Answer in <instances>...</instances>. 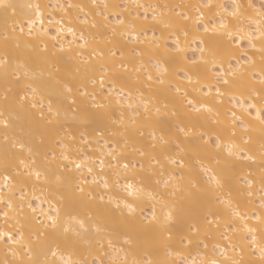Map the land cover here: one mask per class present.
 I'll return each instance as SVG.
<instances>
[{
	"label": "snow or ice",
	"instance_id": "1",
	"mask_svg": "<svg viewBox=\"0 0 264 264\" xmlns=\"http://www.w3.org/2000/svg\"><path fill=\"white\" fill-rule=\"evenodd\" d=\"M93 6L100 7L95 0ZM28 7L35 10L28 23V58L14 64L16 57L8 42L18 39L15 26L3 37L0 74L5 108L0 111V126L11 128L5 112L19 110L36 125L37 134L27 146V162L19 158L25 144L3 136L2 187L8 194L0 191L2 215L7 218L16 211L13 197L20 183H13L16 177H34L35 182L49 185L51 175L55 187L44 196L42 203L47 202L48 210L40 208L43 219L36 218L38 227L28 236L24 225L16 232L0 231V241L14 257L9 264H264V196L259 212L242 214L233 208L232 222L223 221L224 231H220L222 220L218 216L220 205L231 208L232 203L223 199V190L241 191L235 184L238 168L244 162H257L252 149L257 131L264 192V9L257 13L259 19L247 18L255 27L246 30L241 27L243 6L236 0L230 12L214 0L164 5L167 11L137 4L135 14L128 6L104 3L101 20L91 24L99 36L81 32L76 40L75 31L66 29L78 49H88L89 54L84 59L78 52L80 63L75 72L62 76L58 65L72 51L58 38L64 29L58 28L54 36H49L46 28L35 29L37 21L43 25L41 5ZM139 9H143L142 14ZM0 10L5 23L9 10L16 15L15 5L7 0H0ZM213 12L218 23L208 19ZM23 32L21 27L19 33ZM191 44L196 48L190 58L185 48ZM235 49L241 57L231 55ZM12 84L19 89L14 96L9 95ZM225 97L236 103L223 113L227 119L222 120L217 106ZM114 105L119 106L118 116ZM68 111L78 120L71 127L62 119ZM169 116L176 122L166 119ZM90 127L99 139L109 127L111 135L119 137L115 144L105 141L107 152L97 157L98 164L83 155V149L93 143ZM106 168L112 169L117 179L110 181ZM121 176L126 181L123 184ZM245 182L251 196L253 180ZM62 188L71 189V200ZM114 188L123 195L114 196ZM19 191L22 212L27 194L23 185ZM193 204L207 205L202 218L190 214ZM78 206L88 209L86 219H77L74 213ZM28 207L36 213L31 203ZM145 207H150L149 215H144ZM106 219L127 226V230L117 228L107 233L108 247L115 251L114 239L122 236L138 258L129 261L126 254L122 260L105 261L104 255L109 253L99 241L98 248L94 247L89 234L93 230L95 234L104 232ZM25 220L31 227V220ZM236 220L242 227L235 226ZM86 223L90 227H85ZM177 223L186 225L187 231H173ZM211 232H219L224 246L216 243L211 256L205 253L198 262L189 260L193 249L208 248L205 240ZM81 242L87 245L83 250ZM61 249L80 258L73 260L69 255L64 259ZM245 256L252 258L245 260Z\"/></svg>",
	"mask_w": 264,
	"mask_h": 264
},
{
	"label": "bare ground",
	"instance_id": "2",
	"mask_svg": "<svg viewBox=\"0 0 264 264\" xmlns=\"http://www.w3.org/2000/svg\"><path fill=\"white\" fill-rule=\"evenodd\" d=\"M253 0H236L237 3L241 4L242 11L244 12V16L241 18V27H244L246 30L249 28H254L255 25H250L248 21V17H252L253 19H259V16L257 15L258 12H260L262 9H264V0H256L258 1L259 5L262 4L263 8H259V6L253 4ZM8 3L15 5L16 9V15H11V10H9L7 23H5V14L3 10H0V55L3 54L4 50V34L6 31L10 32L11 27L15 26L17 28V37L16 40H10L8 42L9 49L13 53V55L16 57L14 60L15 63H22L25 59L28 58L30 53L29 48V42L30 37L28 36V23L29 18H34V8H29L28 5H41V11L43 13V25L40 24L39 21L35 24V29H41L46 28L48 31L49 36L57 35V29L62 28L64 31L60 34V37H58L62 43H64L65 48L68 49L71 47L72 51H69L64 56V60L62 63H60L58 66L60 67V74L63 75H71L75 72L76 67L79 65L80 61L77 60V53L79 52L80 55L83 56L84 59H87L89 50H79L76 43H73L74 37L66 31L67 28L71 27L75 33L76 37L75 39L78 40L81 32H83L86 36L89 35V33L97 34L99 36V33L96 29H93L91 27V24L93 21L99 22L101 20V13L104 11L103 4L108 3L111 4H120L121 6H128V10L135 14L137 11V4H144L156 6L158 11H167L163 6L164 5H177V4H188V3H199L200 0H95L96 4H99L100 7H94L93 6V0H7ZM71 3L74 5L72 8H68L67 5ZM215 4L222 5V10L232 11V5L233 0H214ZM75 5H79L80 7H75ZM251 6V7H249ZM80 8H83V11L80 10ZM119 11V9H117ZM140 13H143V9H139ZM151 10H149L148 15L151 16ZM208 19L213 23H218L219 18L214 16V12L210 13L208 16ZM88 21V23H85L84 21ZM57 21L60 23L58 24ZM150 26V25H149ZM23 27L24 32L23 34L19 33V29ZM159 31H157V35H159ZM149 35H151V32H149ZM102 38V37H100ZM181 40L183 41V37H181ZM189 41H191V37H189ZM17 43L20 45L19 48L16 47ZM171 43V41H169ZM246 46V42H245ZM49 47H51V44H49ZM196 48L195 44H191V46H188L185 48V54L191 58L190 53H193V49ZM197 56H199V52L196 53ZM231 55H234L236 57H241V52L239 49H235ZM241 64H243V60L241 59ZM233 65H235V61H233ZM225 67H228L227 62L225 63ZM38 71V69H36ZM211 75V74H209ZM11 91L9 92L10 96H14L15 93L19 90L15 84H12L9 86ZM23 87V85H21ZM5 93V85L2 78V74H0V111H4L5 104L3 100V96ZM230 97H225L224 102L222 105H218L219 111L221 113L220 119L226 120L227 118L224 117L223 113L230 107L233 106L235 101H232L230 103ZM47 103V102H45ZM115 108H117V111L115 113L116 116L119 115L118 107L114 105ZM73 112L68 111L66 114H62V119H64V123L66 127H71L78 123V120H74ZM5 116H8L13 126L7 130H5L2 126H0V145L3 144V136L7 134L9 137H13L20 142L25 144V150L23 153L20 154V159H25L27 162V146H29L33 140L36 137L37 134V127L36 125L28 120L24 113L22 111L16 110L13 111L9 109L5 112ZM115 118V117H114ZM166 119L172 120L173 123H175V119L171 116L166 117ZM92 127H96V125H93ZM92 127L88 129V132L91 133L89 135V139L93 141V143L89 146L83 149V155L84 156H90L91 159L97 160V157H100V154L102 152L106 153L107 148L104 147L105 141H109L111 144H115L116 141L119 139V137H113L111 135V128L104 130V138L99 139V136L96 132L92 131ZM211 127V126H206ZM218 129L222 128V126H217ZM259 132L257 131L254 134V139L256 143L253 144L252 149L254 153H257V162L256 164H252L251 162H244L242 165L238 168L236 178H235V184L238 189H240V192L233 191L229 193L228 189H224V195L223 199L225 200H231V208H229L226 205H220L218 208V216L222 220V225L220 231H224L223 227V221L232 222V215L231 211L232 209H236L240 211L242 214L248 213L251 214L252 211L259 212L260 208V198L261 196H264V192L261 191V184H260V168L259 165V158H258V150H259ZM99 139V143H96L95 141ZM213 141L215 140V135L212 134ZM239 142V141H237ZM174 147V146H173ZM130 151V150H129ZM107 163V160H106ZM249 165H251L249 167ZM99 170V169H97ZM21 172L24 171V169L21 167ZM53 171H55V167H53ZM86 172V169H85ZM107 172V178L110 181H114L117 179V177L114 175L112 169L106 168ZM249 172H251L253 175H249ZM4 174V167H3V153L0 151V191H2L6 196L8 194V189L3 188V180L2 176ZM12 175H15V172L12 173ZM54 177L50 175V184L45 185L43 184V181L37 183L35 182L34 177L31 180H28L25 176H19L16 177V180L13 181V183H16L19 181L20 183H17L15 192L16 195L13 197L14 206L16 207V211L10 212L9 216L5 218L2 215V212L4 211V205L0 204V231H11L16 232L17 229L21 227V225H24V232L25 236H28L30 231H34L38 224L36 223V218L43 219V217L40 216V208H44V210H48V204L47 202H43L44 196L47 195L50 191L53 190L55 187L51 184V180H53ZM91 179V177H89ZM120 183L123 184L126 181L121 176ZM206 179V178H205ZM246 179L253 180V187L251 189L252 195H247V185H246ZM26 181V182H25ZM23 185L25 192H26V199L22 202L23 204V211H20V205L21 202L19 201L18 197L20 195L19 188ZM61 191L63 192V195L68 199L71 200L73 197V192L71 189L62 188ZM123 195L122 192H119L118 189H113V195L117 194ZM36 197H40V199H36ZM31 203L34 207L37 208L36 213H32L30 208L28 207V204ZM213 210H217V208L214 207ZM88 212V209L84 206H78L76 209V212L74 213L77 216V219H86V213ZM207 212V205H195L193 204L191 206V212L190 214L193 216H199L202 218V216ZM150 214V207L144 208V215ZM25 217L29 218L31 220V227H29L28 223L25 220ZM211 218V217H210ZM67 219V217H65ZM252 221H249L251 223ZM201 223L203 224V221L201 219ZM105 231L101 232L100 234H95L94 230L89 234L92 240V244L94 247L98 248L97 241L102 243L104 245V249L109 255H104V259L106 262L110 261L111 259L115 258L117 260H122L125 255H128L129 261L135 257L138 258L139 254H133L129 251L128 246L124 244V237H120L118 240L114 239V248H109L107 245L108 235L107 233L119 228L120 230L124 231L127 230V226L121 223L118 220L113 219H106L104 221ZM235 226L237 228L242 227V223L239 220L235 221ZM78 227V225H77ZM85 227H90V223H86ZM206 227V225H205ZM178 229H181L183 232L187 231L186 225H181L180 223H177L173 231H176ZM238 236L245 235V233H238ZM204 238L203 236L201 237ZM205 242L208 244V248L204 249L203 246H201L200 249H193L191 251V255L188 257L189 260L195 259L197 262L200 260L202 256L207 253L208 256H211L213 254V246L216 243H220L221 247L224 246L223 242L219 240V232H211L208 234L207 239ZM87 245L83 244L81 242V249L83 250L86 248ZM19 249V246H17V250ZM123 249V250H121ZM64 259H68L69 255H71V258L73 260L79 259V255L76 253H71L69 251H63ZM217 250V255H218ZM231 254V253H230ZM85 256H87V253H84ZM95 255V253H93ZM163 253H161V256ZM185 255L187 256L188 253L185 252ZM51 258V257H49ZM89 260L92 259V256H87ZM252 257L245 256L244 259L248 260ZM14 259L12 255V251L9 250V248L5 247V244L3 241H0V264H9ZM59 259V257H57Z\"/></svg>",
	"mask_w": 264,
	"mask_h": 264
},
{
	"label": "rangeland",
	"instance_id": "3",
	"mask_svg": "<svg viewBox=\"0 0 264 264\" xmlns=\"http://www.w3.org/2000/svg\"><path fill=\"white\" fill-rule=\"evenodd\" d=\"M252 2H253V4L257 3V4H255V5L259 6V8H263V7H262L263 5H262V4L259 5L258 1L253 0ZM190 55H191V57H192L193 53H190Z\"/></svg>",
	"mask_w": 264,
	"mask_h": 264
}]
</instances>
